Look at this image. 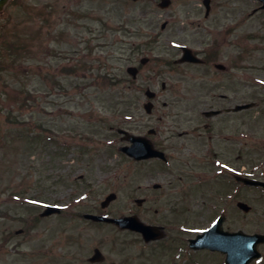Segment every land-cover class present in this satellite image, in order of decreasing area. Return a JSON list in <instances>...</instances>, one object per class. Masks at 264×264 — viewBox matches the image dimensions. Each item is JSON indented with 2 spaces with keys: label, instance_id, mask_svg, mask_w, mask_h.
I'll return each mask as SVG.
<instances>
[{
  "label": "rangeland",
  "instance_id": "1",
  "mask_svg": "<svg viewBox=\"0 0 264 264\" xmlns=\"http://www.w3.org/2000/svg\"><path fill=\"white\" fill-rule=\"evenodd\" d=\"M160 1L11 0L0 12V264H51L55 243L116 235L68 218L114 192L120 199L110 212L133 208L135 168L120 152L118 131L142 115L144 90L228 80L214 70L176 68L174 43L217 51L224 63L238 58L242 101L257 103L244 111L245 130L258 126L264 139V12H253L259 2L212 0L206 20L203 0H172L168 9ZM226 27L234 30L222 36ZM143 56L150 58L145 66ZM130 65L140 68L136 81L128 80ZM247 152L250 167L257 164L259 152L251 145ZM84 191L94 193L80 198ZM244 201L251 214L232 215L229 229L264 233V196L254 188ZM50 204L62 206L65 219L42 222L38 213Z\"/></svg>",
  "mask_w": 264,
  "mask_h": 264
},
{
  "label": "flooded vegetation",
  "instance_id": "2",
  "mask_svg": "<svg viewBox=\"0 0 264 264\" xmlns=\"http://www.w3.org/2000/svg\"><path fill=\"white\" fill-rule=\"evenodd\" d=\"M213 13L214 3L208 14L204 7L206 20ZM232 30L227 27L221 35L226 36ZM194 53L202 58V63L179 64L174 60L175 67L214 70L221 79L227 76L228 80L195 82L185 88L168 87L163 82L152 100V110L149 113L143 110L142 115L129 118L126 124L127 158L131 168H135L130 173L135 194L133 208L126 214L110 212L120 199L116 192L115 203L107 208L103 209L101 203L92 211L69 213L68 220L84 217L86 224L110 228L116 235L73 238L63 245L55 243L56 251L48 255L51 264H228V248L234 251L239 246L223 236L222 229L238 231L228 227L231 216L238 212L251 214L236 209L235 201H244L250 194L251 186L244 179L264 182V141L258 126L247 134L244 111H234L242 104L241 81L236 79L238 58H228L224 63L217 51L215 58L199 48ZM166 92L171 96L169 100ZM248 145L259 152V162L251 167ZM259 190L264 195V187ZM93 193L84 191L82 195ZM94 213L113 218L135 216L150 228L122 230L117 225L86 218ZM61 214L41 220L50 221ZM222 219V227L220 224V231L213 237V242L218 243L216 247L210 245L209 237L198 241Z\"/></svg>",
  "mask_w": 264,
  "mask_h": 264
},
{
  "label": "water",
  "instance_id": "3",
  "mask_svg": "<svg viewBox=\"0 0 264 264\" xmlns=\"http://www.w3.org/2000/svg\"><path fill=\"white\" fill-rule=\"evenodd\" d=\"M134 1H138V0H134ZM9 3V0H0V11ZM170 4V1L169 0H163L162 3H160V6H163V7H167L169 6ZM124 151H126V149L124 148ZM257 184V183H256ZM111 199V198H110ZM53 210V208H50V210H48L47 213H50L51 211ZM96 219H99V218H96ZM134 219H131V218H124V219H115V220H110L111 222L113 223H117L119 226H121L122 228H126V227H129L131 229H135L137 228V225L135 222H133ZM210 237H211V240H212V244H210L211 246H214L216 247V243L213 242V237L215 236V233H214V229L210 232ZM234 238H247L246 236L243 237L242 233H237V234H234L233 236ZM250 242L249 244L252 246V249L255 250V253L253 252V256H256V257H259L261 254H260V251L258 249L259 245L261 243H264V235H261V234H256L254 237H249ZM246 243H248V239H245L244 240ZM218 244V243H217ZM236 257V256H235ZM249 260V259H248ZM244 264V262H242ZM233 264H237V262L233 263Z\"/></svg>",
  "mask_w": 264,
  "mask_h": 264
}]
</instances>
